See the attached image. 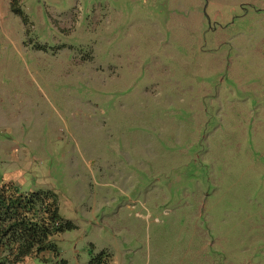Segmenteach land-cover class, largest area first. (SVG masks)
I'll list each match as a JSON object with an SVG mask.
<instances>
[{
    "label": "rangeland",
    "instance_id": "obj_1",
    "mask_svg": "<svg viewBox=\"0 0 264 264\" xmlns=\"http://www.w3.org/2000/svg\"><path fill=\"white\" fill-rule=\"evenodd\" d=\"M0 175L20 264H264V0H0Z\"/></svg>",
    "mask_w": 264,
    "mask_h": 264
},
{
    "label": "trees",
    "instance_id": "obj_2",
    "mask_svg": "<svg viewBox=\"0 0 264 264\" xmlns=\"http://www.w3.org/2000/svg\"><path fill=\"white\" fill-rule=\"evenodd\" d=\"M73 227L60 215L53 191H26L0 175V264L57 254L54 237Z\"/></svg>",
    "mask_w": 264,
    "mask_h": 264
},
{
    "label": "crops",
    "instance_id": "obj_3",
    "mask_svg": "<svg viewBox=\"0 0 264 264\" xmlns=\"http://www.w3.org/2000/svg\"><path fill=\"white\" fill-rule=\"evenodd\" d=\"M101 264H103V263H101Z\"/></svg>",
    "mask_w": 264,
    "mask_h": 264
}]
</instances>
